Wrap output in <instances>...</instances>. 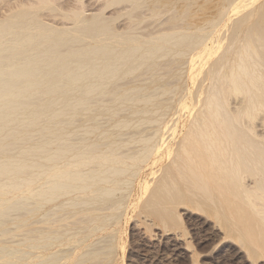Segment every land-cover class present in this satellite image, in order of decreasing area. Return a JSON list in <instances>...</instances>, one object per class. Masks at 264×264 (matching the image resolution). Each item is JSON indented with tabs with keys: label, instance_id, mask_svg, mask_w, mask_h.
<instances>
[{
	"label": "bare ground",
	"instance_id": "bare-ground-1",
	"mask_svg": "<svg viewBox=\"0 0 264 264\" xmlns=\"http://www.w3.org/2000/svg\"><path fill=\"white\" fill-rule=\"evenodd\" d=\"M170 1L2 7L0 259L128 264L148 252L133 219L184 236L199 212L210 239L218 231L264 264V0H178L177 24L118 21L145 2L136 19L161 17ZM169 55L183 77L143 75Z\"/></svg>",
	"mask_w": 264,
	"mask_h": 264
},
{
	"label": "rangeland",
	"instance_id": "rangeland-1",
	"mask_svg": "<svg viewBox=\"0 0 264 264\" xmlns=\"http://www.w3.org/2000/svg\"><path fill=\"white\" fill-rule=\"evenodd\" d=\"M8 2H9V0H0V10L2 11V12L0 11V15L3 14V12L5 11V8H2V7H8V5H7ZM168 3L167 4H161V2L158 3L159 5H163L162 9L160 8V11L162 13L165 12V14L162 15L161 17H158V16L155 17V15H152V16H148V17L146 16L145 18L139 17L136 19V16L139 14L141 9L145 12H146V10L148 11V9L146 8L147 4L145 2L144 5H146V6H143V4H142V8H139L138 14L135 12L136 13L135 14L136 16H134L135 18L129 17V15H126V16L124 15L121 18H119L118 21L122 22V23H126V22L128 23L131 20H133L131 22H139V21L144 20V21H142L143 22L142 26L145 27L146 24H147V26H148V24H150L148 26V28L151 27L153 24L161 22V20L165 21L167 19H168L166 21L167 25H172L174 23L177 24L179 22V20L178 19H177V21H176V19L174 20V17L177 16L176 13L179 11V8H180V7L178 8V5H179L178 0H171ZM176 4H177V7H176ZM143 7H145V8H143ZM175 8H177V9H175ZM173 9H174V11H173ZM136 11H138V10H136ZM171 13H173V15ZM169 14L172 17L168 18ZM138 16H140V15H138ZM166 17H167V19H166ZM160 18H161V20H160ZM172 20H173V22H172ZM152 21H154V22H152ZM169 21H171V22H169ZM165 62L166 63L171 62V63L164 68H159V66L164 65ZM156 64H157V66H153L152 68L151 67L142 68L144 71L141 69V70H139L140 72L137 71V72H135V74H132L129 76L127 75L126 77L124 76L122 78V80L123 81H125V80L129 81L130 80V82H131L133 79L136 80V79H138V77H140V78L143 77V75L147 76L150 74L151 70H153V68H155V67L157 68V71L159 73H161V74H158L156 77L157 82H159L161 80L176 81V80L180 79L181 77H183V72L179 71L180 62L178 61V56H176V58H175V57L169 55L166 58H162V59L158 60L154 65H156ZM142 71L146 72L145 73L146 75L143 74ZM166 71L171 73V75L166 76V77L163 76L164 72H166ZM190 74L191 75H189V80H190V83L192 84L193 79H194L193 78L194 70L193 71L190 70ZM131 78H132V80H131ZM119 81H121V80H119ZM187 104H191V99H187ZM83 107L84 106L82 105V108ZM188 110H189V108H185L183 112L189 114ZM75 118L81 119L82 116H81V114H78L77 116L75 115ZM72 120H74V119L72 118ZM60 121H63L64 123H66V121H68V119L66 120V118L62 117ZM70 122H72V121L70 120ZM186 213H187V211H185V215H186ZM195 218H196L197 223L195 221ZM197 218H198V220H197ZM192 219H194V221ZM200 221H205V224H201ZM28 225L31 226V228L32 227L34 228V226L32 224H28ZM186 226L188 229V233L185 234L184 236H180L177 234L167 235L165 232L160 230V228H158V227H155L153 231H147V229H146L147 223L143 221L142 216L139 219L138 218L133 219L128 226L129 234L131 233V236H135V235L140 236L141 238H140V240H137V244L140 243L142 246L145 247V249L147 248L148 252L145 250L141 251L142 253L139 252L140 253L139 256H136V255L133 256L127 263L128 264H138V262H140L139 264H168V263L169 264H173V263L178 264V262H180L181 260H184L183 261L184 264H191L192 259H193V253H194L193 250H195L199 254V261L201 264H254V261L247 255V252L245 251L244 248H242V246L238 245L237 243H236V245L234 243H232L230 245L231 242H228L227 240L222 238L223 237L222 233H220V232L218 233V231H217V236H215L213 239L212 238L210 239V235L212 236L214 231H216V226H215L214 222H212V220H206V218L204 217L203 214H201L199 212L192 213L189 221L186 224ZM10 227H14V226H10ZM18 228H17V232L15 233V238L24 237L23 230H22V232H21V230L19 232ZM34 233H35V231L33 230V231H30L29 234L32 236V235H34ZM8 238L11 239L10 237H8ZM8 238L5 237L3 239H8ZM12 238H14V237H12ZM137 238H139V237H137ZM210 240L213 242L211 243ZM167 243H173V244L177 243L178 248L176 247L175 250H173V251L171 250L172 252L166 251L165 245H167ZM189 243L193 245V248H190L188 246ZM209 243H211V244H209ZM194 248H196V249H194ZM0 254H3V253L0 252ZM242 255H244V256H242ZM31 257H34V256L32 255ZM133 258H134V260H132ZM16 262H17V264H35L34 259H31V260L27 261V263H25L24 260L21 258L6 255V254H4L3 259H0V264H16ZM260 263L263 264V260H259L258 264H260Z\"/></svg>",
	"mask_w": 264,
	"mask_h": 264
}]
</instances>
